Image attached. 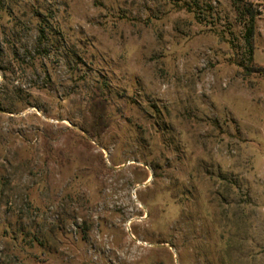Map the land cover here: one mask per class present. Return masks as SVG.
Listing matches in <instances>:
<instances>
[{
    "label": "rangeland",
    "instance_id": "obj_1",
    "mask_svg": "<svg viewBox=\"0 0 264 264\" xmlns=\"http://www.w3.org/2000/svg\"><path fill=\"white\" fill-rule=\"evenodd\" d=\"M247 1L0 0V264H264Z\"/></svg>",
    "mask_w": 264,
    "mask_h": 264
},
{
    "label": "trees",
    "instance_id": "obj_2",
    "mask_svg": "<svg viewBox=\"0 0 264 264\" xmlns=\"http://www.w3.org/2000/svg\"><path fill=\"white\" fill-rule=\"evenodd\" d=\"M232 1L236 5L243 3L246 14L248 15V27L245 33V42H246L247 49L250 53V56L253 59L254 57V37L256 34V26H255L256 12L253 10V5L249 3L247 0H232ZM258 72L264 73V69H259ZM93 119H94V123L101 122V113L100 114L94 113ZM94 125L96 126V124Z\"/></svg>",
    "mask_w": 264,
    "mask_h": 264
}]
</instances>
